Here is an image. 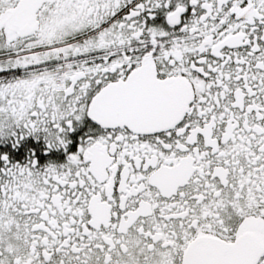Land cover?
<instances>
[{
  "label": "snow or ice",
  "instance_id": "snow-or-ice-1",
  "mask_svg": "<svg viewBox=\"0 0 264 264\" xmlns=\"http://www.w3.org/2000/svg\"><path fill=\"white\" fill-rule=\"evenodd\" d=\"M0 264H264V0H0Z\"/></svg>",
  "mask_w": 264,
  "mask_h": 264
}]
</instances>
